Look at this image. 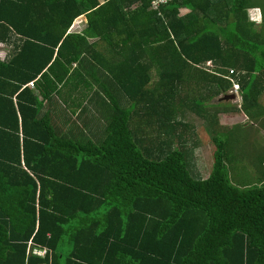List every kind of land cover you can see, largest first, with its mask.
<instances>
[{
  "label": "trees",
  "instance_id": "obj_1",
  "mask_svg": "<svg viewBox=\"0 0 264 264\" xmlns=\"http://www.w3.org/2000/svg\"><path fill=\"white\" fill-rule=\"evenodd\" d=\"M0 43V264H264V139L216 127L264 114L263 4L0 0ZM77 75L89 120L68 130L41 107ZM229 91L242 104H208ZM189 111L214 144L207 177ZM251 136L254 177L234 167Z\"/></svg>",
  "mask_w": 264,
  "mask_h": 264
},
{
  "label": "rangeland",
  "instance_id": "obj_2",
  "mask_svg": "<svg viewBox=\"0 0 264 264\" xmlns=\"http://www.w3.org/2000/svg\"><path fill=\"white\" fill-rule=\"evenodd\" d=\"M258 2H260L264 6V0H258ZM257 9H255V8L249 9L250 15L254 14V12H259V10H257ZM261 10H263L262 7H261ZM188 11L189 10L183 9L181 11V13L185 14ZM252 17L255 18L254 16H252ZM82 21H83V23H82ZM75 22H76L75 23L76 27H78V29H80L81 27L84 26V23L86 22V17H84L82 15V17L77 18L75 20ZM256 25L258 27V25H260V24L256 23ZM7 50H8V48H7ZM5 52H6V50L4 49V47L0 46V54L2 56H4L6 54ZM93 91H94V89H92V92ZM229 93L231 94V91H229ZM234 95H235L234 97H229V98H227V96H225V97L221 96L222 98L217 97V98L208 100V104L211 105V104H213L212 102H216L219 100H220V104H224L227 102H230L231 105L242 104L240 92L234 93ZM211 108H212V106L208 107L207 109L210 111ZM190 111H189V114L186 118V121L187 122L190 121L191 123L194 124V127H196L195 128L196 129L195 130L196 131L195 137L197 139L201 140L200 146L196 149V154L198 155L197 156L198 157V166L200 167V170H201L203 176L207 177L209 175V173L211 172V169H212L213 163H214V157L212 155L214 144H213V141L210 138L211 136L209 135L207 128H206V124L208 123L206 118L204 116H199L198 114H195L194 112H190ZM223 113L224 112L220 113L219 121L217 122L216 127L220 126L222 128L224 127L225 129H228V128L230 129L232 127V129H233V127L236 126L237 133L240 134L242 132V134L245 137V134H248L247 136L251 135L249 133H251L253 130V126L250 124H255L254 126L258 129V131L256 132V135L257 136L260 135L264 139V129L258 128V124H260L259 121H257L256 123L248 122L249 125H247L248 123L246 121V116H243V114L241 112L240 113L239 112H237V113L231 112V113H227L225 115H223ZM240 122H245V123L240 124ZM236 138H237V136H236ZM251 143H252V141L250 139H247V143H246L247 145L245 147H242V149L241 148L237 149V150H239L240 156H239V159L236 160V162L234 163L236 165L234 167L245 165L247 159H249L253 164H252V166H248V167H249V170H252L251 176L254 177L257 174V171L255 170V164H254V163H256L255 162L256 160L255 159H254L255 161L253 160L254 153L251 152V150L253 148V143L252 144ZM241 145H242V143H241ZM238 168L241 169L240 171L243 175H246L248 173V171L245 169L247 167H238ZM231 173H232V176L234 177V175H235L234 169H231ZM235 179H236V177L234 178V181H236Z\"/></svg>",
  "mask_w": 264,
  "mask_h": 264
},
{
  "label": "crops",
  "instance_id": "obj_3",
  "mask_svg": "<svg viewBox=\"0 0 264 264\" xmlns=\"http://www.w3.org/2000/svg\"><path fill=\"white\" fill-rule=\"evenodd\" d=\"M254 8L257 9L258 7H254ZM183 9L189 10L188 8L182 7L180 9V11H182ZM83 16L86 17V22L84 23V26L81 27L80 29H78V27H76V24H75L76 22L74 21V23L72 24V26L69 29V32H78L79 33V32L83 31V29L87 26V23L89 20L85 14ZM79 17H82V15ZM82 23H83V21H82ZM89 39L91 41L95 40L94 38H89ZM114 44L115 43H113V42L110 43L108 41H107V44H104V43L100 42V40H99L96 43V47L98 50H101L100 52H102V53L105 52V54L108 55L110 53V51L107 50V48L112 47ZM0 46L4 47V49L6 50V52H5L6 54L4 56H2L0 54V58H5L7 56L9 50H7V46L5 43H0ZM68 55H69V53H68ZM77 66H78V64L76 62H74L72 65V71H75V73H76V67ZM86 74H85V76H82L85 79H86ZM30 86H31V88H33L35 85H33V86L30 85ZM89 87L90 86H87L85 80H83V78H81V75L74 76V78L71 77V78L67 79V81L62 83L61 85L59 84V86L57 88L58 90L53 93V96L51 99L43 100L41 108L49 110L52 114L55 113L54 122L56 124H63L62 126L65 129L71 130V127L74 126V124H73L74 122H78V123L83 124L84 122H88V120H89V118H88L89 112L87 110L83 111L84 106L88 104L89 94H88V91L86 88H88V90H89ZM93 89H95V86ZM40 98H42V96H40ZM263 100H264V94H263ZM227 113H231V112H225V113H223V115H225ZM242 114H243V116H246L247 123L248 122L256 123L259 119H260L259 122H261L264 119V114H260L259 117H257V118H253L251 116H248L245 113H242ZM245 122H240V124L245 123ZM71 124H72V126L70 127ZM247 125H249V123ZM250 125L253 126V130L251 132V135H253L257 132L255 130V126H254L255 124H250ZM246 136H247V134H245V137ZM244 138L242 137L241 142H242V145L245 146V145H247L246 144L247 139H244ZM254 139L255 138L251 136L250 140L252 141V143H253Z\"/></svg>",
  "mask_w": 264,
  "mask_h": 264
},
{
  "label": "built area",
  "instance_id": "obj_4",
  "mask_svg": "<svg viewBox=\"0 0 264 264\" xmlns=\"http://www.w3.org/2000/svg\"><path fill=\"white\" fill-rule=\"evenodd\" d=\"M168 1H171V0H151V6L153 8H159L162 4L168 3ZM31 84L33 85V82H31ZM32 252L37 254V255H39V256H45L46 248H41L39 246H34Z\"/></svg>",
  "mask_w": 264,
  "mask_h": 264
},
{
  "label": "clouds",
  "instance_id": "obj_5",
  "mask_svg": "<svg viewBox=\"0 0 264 264\" xmlns=\"http://www.w3.org/2000/svg\"><path fill=\"white\" fill-rule=\"evenodd\" d=\"M257 10H259V12H254V14H251L250 16H251V19L254 20L256 23H261L263 21V12H262L261 8H259V7ZM252 16H254L255 18H253ZM235 88H237L236 85H235ZM233 93H236V92H233Z\"/></svg>",
  "mask_w": 264,
  "mask_h": 264
},
{
  "label": "water",
  "instance_id": "obj_6",
  "mask_svg": "<svg viewBox=\"0 0 264 264\" xmlns=\"http://www.w3.org/2000/svg\"><path fill=\"white\" fill-rule=\"evenodd\" d=\"M226 96H227V98H229V97H234L235 95H234V93H232V94H227Z\"/></svg>",
  "mask_w": 264,
  "mask_h": 264
}]
</instances>
